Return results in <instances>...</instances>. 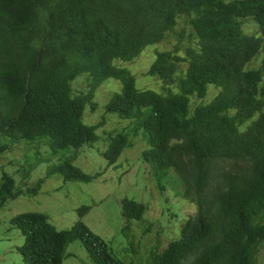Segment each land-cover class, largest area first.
I'll list each match as a JSON object with an SVG mask.
<instances>
[{
  "label": "trees",
  "instance_id": "1",
  "mask_svg": "<svg viewBox=\"0 0 264 264\" xmlns=\"http://www.w3.org/2000/svg\"><path fill=\"white\" fill-rule=\"evenodd\" d=\"M195 11L193 24L187 15ZM177 14L193 30L188 41L175 30ZM246 17L254 34L242 33ZM169 34L175 41L160 50ZM147 46L154 55L146 73L164 85L160 96L138 91L111 64ZM182 61L189 65L179 73ZM80 72L89 74V89L68 99L69 80ZM108 78L120 89L103 110L130 119L132 128L109 135L113 150L102 152L107 165L131 144L127 134L140 129L148 144L142 161L158 176L173 168L183 182L179 194L195 205L176 238L148 248L144 264H255L264 245V0H0V137L6 138L0 154L18 141L36 152L46 145L49 155L72 149L32 185L24 182L23 191L2 172L0 207L21 193L36 194L52 174L89 180L72 160L81 145L97 139L103 118L84 125L80 117L85 103L96 107L92 90ZM208 85L214 88L209 99L190 107L191 97L208 94ZM142 209L119 201L126 220ZM87 210L79 206V219L64 229L41 212L11 216L23 238L21 264H60L75 239L92 264H124L80 220Z\"/></svg>",
  "mask_w": 264,
  "mask_h": 264
},
{
  "label": "rangeland",
  "instance_id": "2",
  "mask_svg": "<svg viewBox=\"0 0 264 264\" xmlns=\"http://www.w3.org/2000/svg\"><path fill=\"white\" fill-rule=\"evenodd\" d=\"M184 37L187 41L190 40L187 35ZM174 41V36L169 34L157 47L171 48ZM152 48L153 46L145 47L130 62H123L121 65L134 75L137 88H158V83L152 78L141 74L153 59ZM115 64L119 62L115 61ZM83 81L84 78L81 77L73 87L79 88ZM139 83L148 86L141 87ZM119 89L118 80L108 78L102 81L93 95L97 107L91 114L95 115L92 119L87 113L82 115L86 124H93L103 118L102 125L95 129L98 136L96 141L81 145L72 160L73 165L90 176L89 180H63L59 175L52 174L42 182L36 194L21 193L0 207V264H21L17 246L22 242V234L8 221L19 212L44 213L55 228L64 229L79 219L77 208L87 206L88 210L80 220L124 264H144L148 248L156 245L157 249H161L167 241L176 238L181 223L194 212V206L187 199L175 194V190L180 187L172 170L166 176L151 174L149 166L140 158L141 150L146 147L144 141L141 143L136 137L132 138V144L124 147L116 160L107 165L102 151L107 145L108 136L122 130L128 120L118 118L114 113L104 112L102 104ZM213 89L208 85V94L203 99L191 97V104L208 100ZM86 116L90 120H85ZM2 141H6V138L0 137V142ZM36 149L33 144L27 146L18 141L0 154V174L5 172L10 175L15 186L22 191L24 182L27 186L32 185L38 177L43 176L48 165L72 153L70 149L49 155L46 145L38 147L37 152ZM25 170L28 173L23 176ZM121 198L132 199L144 206L141 217L132 220L124 231L123 218L119 213ZM65 253L60 264H92L79 239L71 241L66 246ZM255 263L264 264V246L260 247Z\"/></svg>",
  "mask_w": 264,
  "mask_h": 264
},
{
  "label": "clouds",
  "instance_id": "3",
  "mask_svg": "<svg viewBox=\"0 0 264 264\" xmlns=\"http://www.w3.org/2000/svg\"><path fill=\"white\" fill-rule=\"evenodd\" d=\"M223 1H229V0H223ZM142 3H144V2H142ZM180 14H182V13H180ZM178 15V14H177ZM182 15H184V14H182ZM186 16V15H185ZM187 17L190 19V21L192 22L196 17H197V13H196V11H195V13L194 12H190L188 15H187ZM245 20H246V22H245V27H247L248 29H246L244 32H242V33H244V34H246V35H250V34H254V30L256 29V26H255V24H254V22H253V20H252V18L251 17H246L245 18ZM193 23V22H192ZM194 24V23H193ZM175 28L176 29H181L182 31H184V33L187 35H190V36H193V30H192V28L190 27V25H188V24H186L184 21H183V17L181 16V15H178L177 16V22H176V25H175ZM144 49H142L141 50V52L143 51ZM161 50V49H160ZM154 50H153V48H152V52H153ZM141 52H139V53H141ZM139 53H137L135 56H133L131 59H129V60H124V59H113L112 60V62H111V64L112 65H115V66H117V68L118 69H124L126 72H127V74L131 77V80L133 81V85H134V87L138 90V91H142V90H149V92L151 93V94H153V95H163V94H165V87H164V85L162 84V82L159 80V79H155V78H153V77H150L149 75H147V73H146V71H147V68H148V66H147V68L146 69H144L143 71H141L142 73V76H149L150 78H152L153 80H154V82L155 83H158V88L157 89H150V88H137L136 86H135V83H134V80H135V77H134V75L133 74H130L128 71H127V69L125 68V67H122L121 65L123 64V62H130L134 57H136ZM180 54H182V52H180ZM153 55H154V52H153ZM115 61H118L119 62V64H115ZM151 63V62H150ZM149 63V64H150ZM189 64H187V62L186 61H182V62H179L176 66L178 67V69H179V73H182L185 69H186V67L188 66ZM80 74H83V75H80ZM88 76H89V74L87 73V72H80V73H78V75L76 76V77H73V78H71L70 80H69V94L68 93H66V96H67V98L68 99H72V98H76L79 94H82V93H86L87 91H88V89H89V83H88V81H87V78H88ZM84 78V81H83V83L80 85V87L79 88H74L73 87V84L78 80V79H80V78ZM72 81V83L70 84V82ZM139 85L141 86V87H144V86H148V85H143V84H141V83H139ZM96 89H97V87L96 88H94L93 90H92V101L94 102V103H96L94 100H93V95H94V93H95V91H96ZM174 91H175V89H174ZM193 98H196V97H193ZM197 99H200V98H197ZM201 99H203V98H201ZM207 101V100H206ZM106 102V101H105ZM104 102V103H105ZM203 102H205V101H203ZM103 103V104H104ZM198 103H202V102H198ZM198 103H193V104H191V99H190V107H192L193 105H195V104H198ZM103 104H102V108H103ZM85 107H87L86 109H85V111H84V108ZM96 107H97V104H96ZM96 107L93 109V110H90L89 109V106H88V104H84L83 105V108H82V112H81V117H80V120H81V122L85 125L86 123H84L83 122V120H82V115L84 116V114L85 113H87V114H89L90 115V118L92 119L93 118V116L95 115V114H91V112H93L95 109H96ZM104 111V110H103ZM106 113H108V112H106ZM101 116L102 115H104V114H100ZM117 117V116H116ZM118 118H120V117H118ZM84 119L85 120H90V119H88V117L86 116V117H84ZM122 119H127L128 120V123L122 128V130L124 129V128H127L128 127V129H130V128H132V121L130 120V119H128V118H122ZM244 126V125H243ZM122 130H120V131H122ZM126 131V130H125ZM128 135V138L130 139V141H131V144H132V138H135L136 137V139H138V142H141V143H143V141H144V143H145V145H146V147L145 148H143V149H146L147 147H148V144L146 143V141H145V139H144V137H143V135H142V132H141V130L140 129H137V130H135V133L133 134V133H128L127 134ZM130 136V137H129ZM109 137V136H108ZM98 138V137H97ZM184 139V138H183ZM96 141V140H95ZM109 141H110V139L108 138V142H107V145H106V147L104 148V150L102 151V152H106V153H109V152H111L112 150H113V148H112V146H110L109 148H107L108 147V144H109ZM21 142H23V141H21ZM24 143V142H23ZM93 143V142H92ZM25 144V143H24ZM130 144V145H131ZM31 145V144H30ZM29 145V146H30ZM129 145V146H130ZM28 146V145H27ZM12 147V146H11ZM123 149V148H122ZM122 151V150H121ZM120 151V152H121ZM120 154V153H119ZM119 156V155H118ZM117 156V157H118ZM146 165H148V164H146ZM149 166V165H148ZM149 168H150V166H149ZM151 170V169H150ZM170 170H172V172L174 173V175L176 176V180L178 181V185H179V190L177 189V190H175L176 192H175V194H178V195H180L179 194V192L181 191H183L184 190V187H183V182H182V180H181V178L179 177V175H178V173L176 172H174V170H173V168H170L169 170H168V172H167V174L166 175H168L169 173H170ZM82 171V170H81ZM83 172V171H82ZM151 172V174L152 175H155V174H153L152 173V170L150 171ZM2 173V172H1ZM5 173V172H4ZM1 175V174H0ZM165 175V176H166ZM23 177V176H22ZM181 196V195H180ZM182 197V196H181ZM184 198V197H183ZM122 199V198H121ZM126 199H129V198H126ZM186 199V198H185ZM130 200H132V199H130ZM189 201V200H188ZM133 202H135V203H139V204H141L142 205V207H143V209H142V212H141V214H140V216L138 217V218H130V219H128V220H126L125 218H123L122 216V218H123V223H124V225L125 224H128V225H130V223H131V221L132 220H138L140 217H141V215H142V213H143V210H144V206H143V204L142 203H140V202H137V201H134L133 200ZM193 206H194V212H195V205L191 202V201H189ZM193 212V213H194ZM193 213L192 214H190V215H193ZM189 215V216H190ZM188 216V217H189ZM81 218V217H80ZM187 219V218H186ZM185 219V220H186ZM184 220V221H185ZM180 227V226H179ZM179 230V229H178ZM264 246V245H263ZM259 249L260 248H258V251H259ZM258 251L255 253V255H254V262H255V260H256V255H257V253H258ZM256 264V263H255Z\"/></svg>",
  "mask_w": 264,
  "mask_h": 264
}]
</instances>
